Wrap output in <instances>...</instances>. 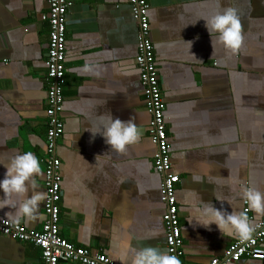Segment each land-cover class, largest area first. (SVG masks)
<instances>
[{"label": "crops", "instance_id": "1", "mask_svg": "<svg viewBox=\"0 0 264 264\" xmlns=\"http://www.w3.org/2000/svg\"><path fill=\"white\" fill-rule=\"evenodd\" d=\"M69 1L63 136L56 147L61 237L114 264L126 245L167 252L161 177L153 164L151 116L135 65L138 31L128 0ZM147 3L171 171L179 176L181 260L208 264L236 239L221 236L214 225L196 226L194 205L211 202L226 212H245L240 189L264 192V0ZM226 8L240 20L241 43L234 51L216 44L202 20L194 24ZM47 11L48 0H0V163L30 151L41 166L36 190L43 193ZM110 117L137 126L139 138L124 152L108 150L99 134ZM4 171L0 167V179ZM43 201L34 220L17 224L40 230ZM10 211L0 209V219L11 221ZM246 213L253 227L264 216ZM0 264H41V251L0 236Z\"/></svg>", "mask_w": 264, "mask_h": 264}, {"label": "built area", "instance_id": "2", "mask_svg": "<svg viewBox=\"0 0 264 264\" xmlns=\"http://www.w3.org/2000/svg\"><path fill=\"white\" fill-rule=\"evenodd\" d=\"M132 17L137 26V54L135 65L139 71L146 110L151 116L148 134L155 146L154 169L161 177L160 201L164 206L162 223L167 253L182 263V238L175 187L179 176L171 171L169 144L164 121V102L158 82L153 44L150 35L147 0H128ZM71 3L69 0H48V11L42 21L48 25V41L45 55L46 111L45 149L40 162L44 166L43 185L45 219L40 230H28L24 226L0 219V236L30 243L41 251V264H114L105 254L87 248L74 247L60 234L59 219L61 198V161L56 156L57 142L63 136L62 111L64 86L66 84L65 17ZM247 212V209L244 210ZM243 259L264 262V216L254 226L250 237L236 239L221 257L208 264H237Z\"/></svg>", "mask_w": 264, "mask_h": 264}, {"label": "clouds", "instance_id": "3", "mask_svg": "<svg viewBox=\"0 0 264 264\" xmlns=\"http://www.w3.org/2000/svg\"><path fill=\"white\" fill-rule=\"evenodd\" d=\"M198 20L204 22L208 36H214L216 44L233 51L239 47L240 20L235 9L226 8L211 16L199 17L194 24ZM186 43L190 44V42ZM87 70L86 67L85 71ZM99 134L108 146V150L117 153L124 152L126 146L135 143L139 138L137 126L131 120L122 121L112 117L109 118V123L103 132ZM0 167L5 169L3 178L0 179V209L13 210L7 213L13 223H19L22 219L25 222L34 220L39 204L46 196L45 193L36 190V177L41 175L38 159L30 151H24L13 156L6 163H0ZM240 197L246 204L247 210L256 215H264V192L253 187H243L240 189ZM216 199L218 202L221 200L220 197ZM194 209L192 222L196 226L211 230L210 226L214 225L223 237L245 241L254 230L246 212H226L223 207L216 208L211 202L201 201L199 206L194 205ZM116 259L119 264H180L174 255L152 246L137 249L126 245L117 254Z\"/></svg>", "mask_w": 264, "mask_h": 264}]
</instances>
